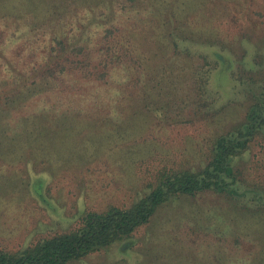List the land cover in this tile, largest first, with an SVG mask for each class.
<instances>
[{
	"label": "rangeland",
	"instance_id": "374dc122",
	"mask_svg": "<svg viewBox=\"0 0 264 264\" xmlns=\"http://www.w3.org/2000/svg\"><path fill=\"white\" fill-rule=\"evenodd\" d=\"M87 1L0 0V31L9 37H0L2 54L12 57L20 53L23 43L34 41L37 47L30 52L44 51L37 63L44 74L41 86L28 84L29 100H16L17 111L4 122L24 141H7L0 148L8 155L7 160L0 158V249L19 250L72 231L82 224L84 212L129 208L151 191L163 171L203 168L215 139L245 120L264 88V0H180L185 4L180 3L181 8L191 13L192 27L201 32L192 39H178L179 49L190 47L199 62L205 57L216 65L206 87L208 114L198 112L189 123L182 117L173 121L159 114L132 116L118 111L110 101L115 90L94 95L99 90L85 81L82 88L73 90V76L69 82L63 77L53 79L46 69L53 55L48 47L58 40L52 33L71 38L73 23L87 22L91 14L103 9L122 7V0ZM42 4L57 5L55 13L40 10ZM144 6H138V12L148 14ZM204 42L214 46H203ZM214 52L223 54L221 60ZM32 54H21L19 60L31 62L33 69ZM8 61L5 69L14 76L20 68L13 59ZM121 74L116 71L114 79L119 81ZM186 77L180 81L185 90L190 73ZM38 110L46 112L40 125L42 135L39 140L26 138L35 128ZM171 111L166 115L173 118L177 113ZM193 111L192 107L179 112ZM27 116L32 117L25 126L20 120ZM62 124L69 125L71 132L55 130ZM53 131L59 142L41 145L39 141H46ZM261 145L264 132L252 142L250 151L233 160L239 192L248 187L244 175L262 156ZM36 178H41V187L32 190ZM152 217L136 231L130 249L122 250L116 243L68 264H264V217L238 207L231 195L205 191L174 196Z\"/></svg>",
	"mask_w": 264,
	"mask_h": 264
},
{
	"label": "trees",
	"instance_id": "16d2710c",
	"mask_svg": "<svg viewBox=\"0 0 264 264\" xmlns=\"http://www.w3.org/2000/svg\"><path fill=\"white\" fill-rule=\"evenodd\" d=\"M79 1L88 4L87 0ZM120 3L122 7L103 9L100 13L91 14L87 22L73 23V26H70V29H73L71 38H60L58 32L52 33L58 40L55 41V45L48 47L49 52L53 54L50 57L51 62L46 64L48 68L45 67L49 76L53 79L63 77L66 82L71 81L73 76V90L82 88L84 81L90 82L100 91H95L94 95H101L105 90H115L109 95L110 101L115 102L118 111L131 113L132 116H140L142 113L153 116L159 114L158 117L167 116V119L173 121L177 120V117L178 119L182 117L185 123H189L196 118L195 115L199 116L198 112L208 114L205 104L208 99L206 87L216 65L212 66L205 57H201L203 63L199 62V58L191 54L190 47L185 51L179 49L178 39H192L191 36H199L201 32L192 27L193 21L190 20L188 8H181L180 3L185 5L184 2L122 0ZM144 4L146 8L144 11L149 12L148 14L138 12V6L143 8ZM41 7L40 10L43 9L45 12L50 10L51 14H54L53 8L57 5L42 4ZM80 7L84 9L82 3ZM88 13H92V10L88 9ZM127 13L130 15L125 17L124 14ZM51 14L47 16L53 19L50 17ZM1 35L4 40L9 39L6 32L0 31V37ZM36 43L25 42L20 51L24 56L31 53L35 55L33 69L29 66L31 62L20 63V53L9 57V54H2L0 51V59L3 61L0 62V76L4 77L0 81V148L7 141L13 144H22L24 141L21 136L16 138L9 128L10 124L4 122L11 119L13 112L17 111L18 105L14 104L16 100H29L26 94L29 91L28 84L34 83L37 87L42 84L44 74L37 63L40 64L43 60L41 56L44 54L40 53L44 51L30 52L36 49ZM202 45L214 46L205 42ZM214 53L218 61L221 60L223 54ZM11 59L20 68L14 76L11 74L13 71L5 69L8 60ZM65 61L72 63V68L67 66ZM54 66L55 70L52 69ZM190 68L191 70L193 68L192 72ZM183 70L186 71L185 75L182 74ZM116 71L122 73L119 81L114 79ZM189 73L187 82L189 87L186 90L180 88V81L183 77L186 81ZM192 107L194 108L192 114L188 112L185 115L179 112ZM170 110L177 113L174 114L176 118L166 115V111ZM45 113L38 110L34 115L35 128L29 131L26 138L40 139L42 135L40 125ZM30 117L32 116L22 117L20 121L28 126ZM59 128L61 132L67 134L71 132L69 125H59L55 130ZM54 131L52 135H46V141H39L42 142L41 145L44 143L55 145L59 142L56 141L57 133L54 134ZM262 132L264 88L257 93L245 120L234 130L215 139L209 161L203 168L163 171L151 191L129 208L113 206L105 211L84 212L82 224L72 231L45 238L19 250L0 249V264H68L116 243H120L122 250L131 248L139 227L149 223L157 210L174 196H194L205 191L227 194L232 196L238 207L261 213L264 217V145H261L260 150L262 156H258L256 163L246 169L247 174L243 180L248 183V187L243 192L236 188L240 180L233 164L235 158L250 151V145L259 139ZM9 154L12 155L11 152ZM0 158L7 160L8 155L0 150ZM36 179L39 180L33 181L32 190L41 187V178Z\"/></svg>",
	"mask_w": 264,
	"mask_h": 264
}]
</instances>
